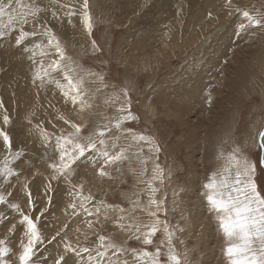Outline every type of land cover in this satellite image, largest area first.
Wrapping results in <instances>:
<instances>
[{"label": "rangeland", "instance_id": "rangeland-1", "mask_svg": "<svg viewBox=\"0 0 264 264\" xmlns=\"http://www.w3.org/2000/svg\"><path fill=\"white\" fill-rule=\"evenodd\" d=\"M90 2L96 18L91 38L82 32L79 23L75 27L66 23L53 26L66 42L69 55L81 60L85 67L105 74L114 86L109 92L128 91L131 110L138 119L126 126L152 137L159 145V163L165 168L167 179L158 196L167 194L168 220L184 229L176 233L177 251L187 252L190 264H226L222 251L225 241L209 210L203 184L215 170L219 154L226 156L238 145L256 160V181L264 191V168L259 164L264 153L253 148L259 131L264 130V33L254 30L237 38L234 31L242 17L224 15L220 0ZM240 3L260 8L262 0ZM91 39L96 40L100 52L93 53ZM0 66V100L10 117V123L4 125L5 112L0 109V129L10 135L14 150L24 153L9 166L40 173L27 177L39 206L43 202L44 174L51 149L46 152L41 147L33 131L35 125L40 122L49 132L66 127L56 120L57 112L79 121L58 97L53 98L51 91L37 96V89L31 84L29 62L14 49L0 51ZM49 101L55 108L48 106ZM4 155L0 149V168ZM26 176L27 173L21 176L19 183L13 179L17 188ZM112 176L102 180L87 161H81L73 179L90 189L97 200L112 204H125L121 193L142 187L134 184L127 171L122 177L115 172ZM54 186L51 214H46L39 226L46 225L45 232L51 233L53 224L59 227L61 222H68V237L75 243L73 229L79 226L86 230V225L80 218L64 215V205L70 197L63 183L54 182ZM6 187L0 177V194L7 195ZM8 199L27 211L22 192L13 189ZM0 212L10 218L15 215L2 205ZM105 229V235L112 230L109 225ZM6 235V228L0 226V238ZM21 235L17 231L9 237L14 251H18ZM129 245L139 246L133 241ZM46 247L44 255L54 257L62 244Z\"/></svg>", "mask_w": 264, "mask_h": 264}, {"label": "snow or ice", "instance_id": "snow-or-ice-1", "mask_svg": "<svg viewBox=\"0 0 264 264\" xmlns=\"http://www.w3.org/2000/svg\"><path fill=\"white\" fill-rule=\"evenodd\" d=\"M220 3L224 15L242 17L234 31L237 38L254 30L264 33V0L260 8L244 7L240 0ZM65 23L71 27L79 23L82 32L91 38L96 18L90 0H0V51L14 49L21 54L29 62L37 96L51 91L53 98L58 97L79 121L57 112L56 120L66 127L49 132L40 122L35 125L33 131L41 147L46 152L51 149L39 206L27 177L40 173L9 166L24 153L14 150L10 135L0 129V149L5 153L0 177L8 186L4 188L7 195L0 194V205L15 214L10 218L0 212V226L8 233L0 238V264H49V259L51 264H190L188 253H179L175 246L176 233L184 229L168 220L167 194L158 196L167 179L159 163V145L152 137L126 126L138 119L131 110L128 91L109 92L114 86L103 72L85 67L68 54L66 42L53 26ZM90 47L93 53L101 51L95 39L90 40ZM48 106L55 108L51 101ZM0 109L5 112L3 124L8 125L10 117L2 100ZM253 148L264 153V130L259 131ZM81 161H87L102 180L112 179L113 172L122 177L127 171L134 184L142 187L121 193L125 204L97 200L90 189L73 179ZM259 164L264 168V158ZM25 173L17 188L13 179L19 183ZM256 173V160L237 145L226 156L219 154L215 170L203 184L209 210L225 241L222 251L226 264H264V191L257 184ZM54 182L63 183L70 197L64 215L80 218L86 225V230L79 226L73 229L75 243L68 237V222H61L59 227L53 224L51 233L45 232L46 225L39 226L41 219L51 214ZM13 189L26 197L27 211L8 199ZM33 212L37 214L33 216ZM106 225L112 229L107 235L102 234ZM17 231L22 235L18 251H14L9 237ZM129 241L139 246H130ZM53 243L62 247L57 248L54 257L45 256L46 245Z\"/></svg>", "mask_w": 264, "mask_h": 264}, {"label": "bare ground", "instance_id": "bare-ground-1", "mask_svg": "<svg viewBox=\"0 0 264 264\" xmlns=\"http://www.w3.org/2000/svg\"><path fill=\"white\" fill-rule=\"evenodd\" d=\"M208 2H209V1H208ZM208 2H207V3H208ZM207 5H208V4H207ZM142 17H143V16H142ZM18 65H19V64H18ZM7 73H8V72H7Z\"/></svg>", "mask_w": 264, "mask_h": 264}]
</instances>
